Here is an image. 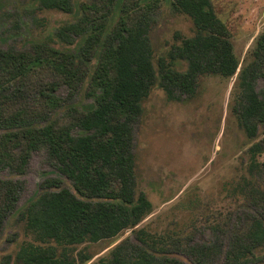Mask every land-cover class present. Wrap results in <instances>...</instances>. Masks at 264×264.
<instances>
[{
    "label": "trees",
    "instance_id": "obj_1",
    "mask_svg": "<svg viewBox=\"0 0 264 264\" xmlns=\"http://www.w3.org/2000/svg\"><path fill=\"white\" fill-rule=\"evenodd\" d=\"M160 1L124 2L120 18L109 33L110 16L118 0L83 3L81 16L59 27L55 34L65 45L85 37V45L93 47L90 52L84 50L82 60L47 43L34 45L33 53L0 51V97L4 98V91L12 83L23 82L27 86L33 78L49 74L53 81L43 86L39 97L46 105H56L51 93L62 85L70 90V95L76 93L87 76L85 68L90 58L85 53L93 56L99 48V63L88 93L94 98L95 108L83 113L73 110L72 126L39 127L29 121L31 113L25 109L9 113L0 108V130L24 127L16 134L0 136V163L22 171L31 153L45 147L58 172L71 183L68 187L61 180H46L42 194L19 213L18 220L25 223L36 243L22 247L16 257L19 263L187 264L184 257L202 263L212 254L210 247L184 246L180 242L171 243L174 250L166 252L157 247L162 245L161 240L141 231L136 235L137 243H121L109 258L97 262H90L91 258L84 255L78 260L69 259L50 245L98 243L137 227L152 209L145 193L137 189L133 153L134 126L141 116L142 102L156 85L168 98L181 100L196 93L199 76L231 78L238 69L230 32L216 15L211 0H172V9L190 17L196 33L181 39L155 68L148 15ZM39 8L72 14L75 5L74 0H39ZM254 57L253 64L239 74L244 91L243 101L236 109L239 124L250 139H255L261 129L264 131V89L258 92L254 88L258 77L264 78V34L258 39ZM179 60L187 63L185 72L175 69ZM74 128L77 134L73 133ZM249 152L250 172L264 176V160H256L264 152V139L253 144ZM20 190L18 182L0 178V235L15 212ZM260 193L261 215L254 216L249 228L233 237L223 264H264V255L256 253L264 247V190ZM178 254L182 258L176 257ZM11 262L12 257L7 255L1 264Z\"/></svg>",
    "mask_w": 264,
    "mask_h": 264
},
{
    "label": "rangeland",
    "instance_id": "obj_2",
    "mask_svg": "<svg viewBox=\"0 0 264 264\" xmlns=\"http://www.w3.org/2000/svg\"><path fill=\"white\" fill-rule=\"evenodd\" d=\"M131 1L136 0H118L110 16L108 33L119 20L123 3ZM89 2L91 0H74V12L66 14L40 9L39 0H0V51L33 53L34 45L47 43L82 60L84 50L90 52L93 47L85 45V37L65 45L55 34L59 27L76 21L82 13L81 5ZM211 2L216 15L230 32L233 52L239 61L235 75L231 78L201 75L196 93L181 100L170 99L160 87H153L142 102V113L134 126L133 151L137 189L151 202L150 213L137 227L112 239L77 245L50 243L59 255L75 260L84 255L91 258L90 262H97L109 258L121 243H137L136 235L141 231L161 240L162 245L157 247L166 252H172L174 249L170 245L176 242L213 249L202 263L184 257L187 264H223L233 237L245 232L254 216L261 215L259 200L264 190V176L261 172H254L256 176L250 172L249 149L262 142L264 131L261 129L255 139L248 138L239 124L236 109L243 101L244 91L239 74L253 64L258 39L264 34V0ZM171 5L172 0H161L148 15V34L157 69L158 61L167 59L173 46L196 33L191 18L175 12ZM98 51L99 48L93 56L85 53L90 58L85 68L87 76L76 93L70 95L65 85L51 93L56 97V105H46L39 97L40 91L45 89L43 86L53 81L47 74L43 78H33L27 86L23 82L12 83L4 91V98L0 97V108L9 113L25 109L31 113L29 121L39 127L46 124L72 126L75 122L73 110L83 113L95 108L94 98L88 93L99 63ZM175 69L185 72L187 63L179 60ZM254 88L258 92L264 89L263 77H258ZM21 126L2 129L0 136L16 134L24 128ZM73 133L77 134L75 128ZM256 160L263 161L264 152L257 155ZM0 178L18 182L21 187L15 212L0 235V264L7 255L12 257L11 264H21L16 259L17 254L26 244L35 243V239L26 230L25 223L18 220L19 213L42 194L46 180H61L68 187L71 183L58 172L45 147L31 153L22 171L0 163ZM256 253L263 256L264 247Z\"/></svg>",
    "mask_w": 264,
    "mask_h": 264
}]
</instances>
